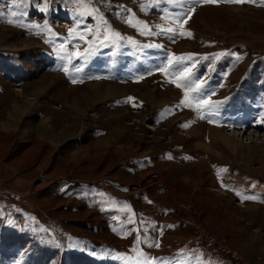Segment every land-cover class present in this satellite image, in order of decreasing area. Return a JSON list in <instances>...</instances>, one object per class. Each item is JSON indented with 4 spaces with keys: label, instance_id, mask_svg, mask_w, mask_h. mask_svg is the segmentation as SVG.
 Masks as SVG:
<instances>
[{
    "label": "rangeland",
    "instance_id": "374dc122",
    "mask_svg": "<svg viewBox=\"0 0 264 264\" xmlns=\"http://www.w3.org/2000/svg\"><path fill=\"white\" fill-rule=\"evenodd\" d=\"M192 6L0 0V264H264V0Z\"/></svg>",
    "mask_w": 264,
    "mask_h": 264
},
{
    "label": "snow or ice",
    "instance_id": "6c2138e0",
    "mask_svg": "<svg viewBox=\"0 0 264 264\" xmlns=\"http://www.w3.org/2000/svg\"><path fill=\"white\" fill-rule=\"evenodd\" d=\"M220 0H191L192 7L189 9L187 15L190 18V15L195 10V4L196 3H218ZM223 2L227 3H246V2H254V0H223ZM185 15L184 13L177 14V18L180 16ZM129 23H131L129 21ZM146 28V26H145ZM164 31L173 33L176 35L175 30L172 28H168ZM148 34H151L150 31H148ZM184 33L181 32L179 35H183ZM190 36L191 33H188ZM194 54H187V58L190 60L191 57ZM192 67L194 65H189L188 63L184 62L183 57H170L167 62L159 67V71L165 73V75H169V69H171V75L175 76V79H171L169 82L175 84L177 88L185 89L183 98L180 100L179 105H182L183 107L188 108H195L198 111L201 112H208L209 114H215L214 110L219 102H213L210 100L211 95H214V92H208L206 90V85L203 83L201 78L196 77L195 74L192 72ZM65 72H67V69H64ZM79 71V69H77ZM76 81L73 80V83ZM192 96V100L189 99V96ZM129 100H133L134 98H128ZM192 101H195L193 103ZM261 116H264V113H261ZM201 119L206 118L204 115H201ZM211 123L212 121L209 120ZM186 126V125H185ZM223 186V185H222ZM237 195H241L240 193H237ZM242 200H252L255 199L253 196H247V195H241ZM129 223H134L132 218L130 217L128 220ZM143 223V222H141ZM156 247H159V244L157 243L155 245ZM143 259H147L143 256V253L140 254Z\"/></svg>",
    "mask_w": 264,
    "mask_h": 264
},
{
    "label": "trees",
    "instance_id": "16d2710c",
    "mask_svg": "<svg viewBox=\"0 0 264 264\" xmlns=\"http://www.w3.org/2000/svg\"><path fill=\"white\" fill-rule=\"evenodd\" d=\"M100 1V0H99ZM4 60V56H1V63H0V74L2 72L5 71H12L11 75L12 78L17 75L19 77L18 80H23L20 79L21 74L24 76H22L23 78L27 79L26 77L28 76L29 78H31L30 72L29 70H31L30 68H25V66L23 64H9V63H4L2 64V61ZM18 60V59H16ZM4 74V73H3ZM24 82V81H23ZM1 88V86H0ZM2 90V89H1Z\"/></svg>",
    "mask_w": 264,
    "mask_h": 264
},
{
    "label": "bare ground",
    "instance_id": "6f19581e",
    "mask_svg": "<svg viewBox=\"0 0 264 264\" xmlns=\"http://www.w3.org/2000/svg\"><path fill=\"white\" fill-rule=\"evenodd\" d=\"M115 88H116V87L111 88V89L116 90ZM97 91H98V90H97ZM99 95H100V94H99V91H98V93H97V95L94 97V99L98 98ZM195 132H196V131H195ZM232 135L235 136V137L237 138V134L232 133ZM238 135H239V134H238ZM211 136H214L215 139H216V136H215V135H212V134H211ZM220 137H221V136H220ZM218 138H219V137H218ZM229 140H230V139H229ZM214 141H215V140H214ZM234 141H235V140L231 139V140L229 141V144H230V142H231V143L233 142V143H235V145H237L238 143H237V142H234Z\"/></svg>",
    "mask_w": 264,
    "mask_h": 264
},
{
    "label": "crops",
    "instance_id": "0c3cea01",
    "mask_svg": "<svg viewBox=\"0 0 264 264\" xmlns=\"http://www.w3.org/2000/svg\"><path fill=\"white\" fill-rule=\"evenodd\" d=\"M47 117H48V116H47ZM47 117H46V118H47ZM54 128H55V126H54ZM56 129H57V127H56ZM22 162H23V161H22ZM166 237H167V236H166Z\"/></svg>",
    "mask_w": 264,
    "mask_h": 264
}]
</instances>
